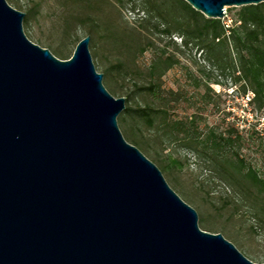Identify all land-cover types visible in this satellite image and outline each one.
Segmentation results:
<instances>
[{
  "label": "water",
  "instance_id": "1",
  "mask_svg": "<svg viewBox=\"0 0 264 264\" xmlns=\"http://www.w3.org/2000/svg\"><path fill=\"white\" fill-rule=\"evenodd\" d=\"M208 18L264 0H186ZM0 0V264H264L199 214L119 126L83 37L69 59Z\"/></svg>",
  "mask_w": 264,
  "mask_h": 264
},
{
  "label": "trees",
  "instance_id": "2",
  "mask_svg": "<svg viewBox=\"0 0 264 264\" xmlns=\"http://www.w3.org/2000/svg\"><path fill=\"white\" fill-rule=\"evenodd\" d=\"M62 1L60 4L67 7V12L61 13L53 28L60 32L63 48L45 43L46 48L53 49L61 59H69L73 52L67 51L66 47L71 42L77 46L81 40L73 36L77 31L84 30L90 36L102 31L103 37L113 45L116 29L124 35L125 46L115 49L132 55V60L118 61L106 67V74L115 76L117 82L132 79L133 72L145 76L143 83L132 80L134 88L127 93L126 109L118 120L122 125L130 121L135 125L141 123L152 132V137L147 138L144 129L137 132L131 124L136 136L139 133L143 135V145L138 139H130L131 143L144 150V145H151V142L163 150L171 144L189 150L204 159L206 166L212 168L219 179L231 186L236 194L250 200L257 212L264 215V177L239 154L241 137L233 128L227 132L211 129L203 134L195 114L174 118L170 104L179 101L180 94L175 91L167 93L162 87L163 76L178 63L176 52H182L181 47L196 48L221 73L233 75L235 85H240L238 89L244 94L252 91L254 96L250 103L256 110H264V2L241 6L232 24L226 26L221 19L208 18L186 0H118L121 5L131 4V10L139 15L133 26L122 29L118 23L101 14L104 6L111 7L112 0ZM8 2L11 4L10 0ZM15 4L21 7L18 2ZM41 6L42 3L37 2L25 13L24 24L27 27L37 17ZM154 36L159 41L163 40L161 36L170 40L166 47H159ZM175 36L181 38L180 45L173 40ZM171 47L172 51H169ZM149 50H153L154 57L143 72L136 61L138 54ZM141 95L149 101L133 104ZM163 168L181 169L183 163L169 155ZM211 192L206 190L207 195Z\"/></svg>",
  "mask_w": 264,
  "mask_h": 264
},
{
  "label": "rangeland",
  "instance_id": "3",
  "mask_svg": "<svg viewBox=\"0 0 264 264\" xmlns=\"http://www.w3.org/2000/svg\"><path fill=\"white\" fill-rule=\"evenodd\" d=\"M10 0L16 9L27 13V10L37 2H41L37 17L33 19L29 27L24 24V30L29 38L46 48L45 43H52L54 47L63 48L61 45L60 32L53 28L62 12H67V7L61 5L62 0ZM142 1V0H141ZM18 2L21 7H17ZM111 7L104 6L101 14L112 19L113 23L121 28L131 27L137 21V11L131 10V4L121 5L118 0H112ZM141 3V2H140ZM240 7H227L226 15L221 20L229 26L235 19ZM141 16L144 17L143 12ZM104 32H95L91 35L90 51L98 72L104 74V84L116 97H125L134 88L132 80L143 83L145 76L132 73V79L125 82H117L114 77L105 72V68L116 64L118 61L132 60V55L118 51L125 46V37L114 29L113 45L103 37ZM87 33L84 30L77 31L74 37L82 39ZM157 46L166 47L170 38L163 37ZM180 45L181 38L173 37ZM78 41V40H77ZM181 47V46H180ZM76 43H69L67 51L74 53ZM117 48V49H115ZM182 52H176L178 63L172 67L162 78V87L168 93L175 91L180 94V100L170 104L171 113L174 118H185L197 115L200 123V131L206 134L211 129L218 132H227L233 128L235 133L241 137L238 151L260 174L264 177V110H256L250 103L254 94L252 91L244 94L235 85V78L231 74H223L204 59L196 48H180ZM54 52L53 49H51ZM169 51H172V47ZM153 50L138 54L137 65L141 71H145L152 58ZM133 67L135 65L133 64ZM143 75V76H142ZM149 99L143 95L136 97L132 102L143 104ZM131 124L136 127L137 132L145 131L147 138L152 137L143 124L135 125L134 121L122 125L121 131L127 141L138 139L143 145V135H135ZM132 144V143H131ZM134 145V144H133ZM137 146L151 161H153L163 172L170 186L179 196L195 208L199 214V225L203 230L218 233L220 231L227 239L232 241L237 248L255 263H264V215L259 214L250 200H246L236 194L232 187L225 181L219 179L217 174L206 166L205 160L198 157L189 150L171 144L163 150L151 145H144L146 150ZM171 155L183 163V168L165 170L163 165L167 163ZM206 190L212 191L207 195Z\"/></svg>",
  "mask_w": 264,
  "mask_h": 264
}]
</instances>
